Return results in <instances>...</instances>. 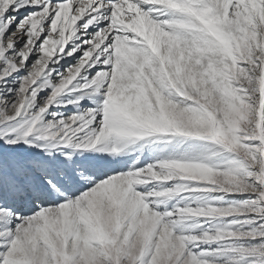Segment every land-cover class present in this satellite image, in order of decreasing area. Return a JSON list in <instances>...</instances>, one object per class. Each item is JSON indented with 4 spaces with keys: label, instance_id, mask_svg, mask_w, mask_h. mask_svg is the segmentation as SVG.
Returning <instances> with one entry per match:
<instances>
[{
    "label": "snow or ice",
    "instance_id": "snow-or-ice-1",
    "mask_svg": "<svg viewBox=\"0 0 264 264\" xmlns=\"http://www.w3.org/2000/svg\"><path fill=\"white\" fill-rule=\"evenodd\" d=\"M0 264H264V0H0Z\"/></svg>",
    "mask_w": 264,
    "mask_h": 264
}]
</instances>
